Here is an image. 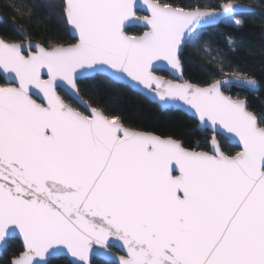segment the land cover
I'll list each match as a JSON object with an SVG mask.
<instances>
[{
  "label": "snow or ice",
  "instance_id": "1",
  "mask_svg": "<svg viewBox=\"0 0 264 264\" xmlns=\"http://www.w3.org/2000/svg\"><path fill=\"white\" fill-rule=\"evenodd\" d=\"M59 8L74 43L0 36V251L22 238L9 264H264V109L249 102L262 81L205 40L222 21L241 28L253 10L232 0ZM136 22L146 30L129 35ZM202 44L217 69L205 86L183 79L185 48ZM97 79L191 113L207 150L128 127L85 100Z\"/></svg>",
  "mask_w": 264,
  "mask_h": 264
},
{
  "label": "trees",
  "instance_id": "2",
  "mask_svg": "<svg viewBox=\"0 0 264 264\" xmlns=\"http://www.w3.org/2000/svg\"><path fill=\"white\" fill-rule=\"evenodd\" d=\"M55 7H49L53 0H0V36L9 40L20 38V33L29 31L35 38L51 39L65 45L74 43L69 34L68 26L60 15L61 0H54ZM175 3L201 6L214 5L216 0H174ZM233 3L252 7L255 13L240 15L244 23L241 28L224 21L219 26L207 29L205 40L211 43L212 55L218 53L226 65L238 68L243 72L256 76L261 80L258 93L249 95L250 104L258 111L264 109V0H232ZM31 10L29 20L27 12ZM23 13V14H22ZM27 25V28L23 27ZM143 29L131 28L129 35H141ZM231 37L237 47L231 49L228 39ZM200 49L186 47L183 57L184 78L192 83L205 86L211 82L212 75L217 69L209 64ZM171 79L166 73H160ZM0 83L3 80L0 79ZM85 100H98L109 107L114 114L120 115L126 126L136 130L152 132L163 137H172L183 143L186 148L207 150L205 133L198 129L197 122L186 114L167 110L163 111L158 105L150 102L142 95L133 92L126 86L116 84L108 79H97L90 82L84 89ZM247 94V90L236 89L233 95ZM234 146L226 151L234 153ZM22 250L18 239L10 240L7 250L0 257V264H9L15 254Z\"/></svg>",
  "mask_w": 264,
  "mask_h": 264
},
{
  "label": "water",
  "instance_id": "3",
  "mask_svg": "<svg viewBox=\"0 0 264 264\" xmlns=\"http://www.w3.org/2000/svg\"><path fill=\"white\" fill-rule=\"evenodd\" d=\"M240 5H242V4H240ZM243 6H245V5H243ZM245 7L251 8V9L253 10L251 13H255V12H256V10L253 9L252 7H249V6H245ZM141 9H142V10L139 12V14H140V15H144V14H146V12L143 11V6H142V5H141ZM251 13H242L241 15H244V14H251ZM2 22H3V19H2V17L0 16V23H2ZM222 22H224V21H222ZM222 22L217 23V24H215L214 26H211V27L208 28V29H211V28L217 27V26H219ZM67 26H68V25H67ZM131 28H140V29H143L144 31L146 30V29L144 28L143 24H142V23H139V22L132 23L131 25H129L127 31H128L129 29H131ZM68 29H69V34L71 35V37H72L74 40H76L75 33L72 32V31L70 30V27H69V26H68ZM160 73H166V74H168V75L170 76L171 79H174V77H173L169 72H160ZM160 73H158V75H160ZM166 79H167V78H166ZM176 79H177V81L179 82V78L177 77ZM183 79L186 80V79L184 78V68H183ZM112 82H113V81H112ZM114 83H116V84H120V85H123V86H126V87H128L129 89H131L133 92L142 95L143 97H145L146 99H148L150 102H152V101H151V100H150L145 94H142V93L139 92L138 90H135V89L131 88V87L128 86L127 84L122 83V82H114ZM259 90H260V89H259ZM152 103H153V102H152ZM154 104L158 105L157 103H154ZM158 106H159V105H158ZM159 107H160V106H159ZM160 108H161V107H160ZM161 109H162L163 111H167V110L179 111V112H182V113L186 114V115L189 116L190 118L194 119V118L192 117L191 113H189V112H187V111H185V110H183V109H181V108H169V109L161 108ZM194 120H195V119H194ZM195 121H196V120H195ZM196 122H197V121H196ZM198 129L201 130V131H203V130H202L201 128H199V127H198ZM234 147H236V146H234ZM236 148H237V147H236ZM237 149H238V148H237ZM14 239H18V240L21 242V244H22V238H20L19 236L15 237ZM11 240H13V239H11ZM7 247H8V245H7ZM3 253H4V251H0V257L3 256Z\"/></svg>",
  "mask_w": 264,
  "mask_h": 264
},
{
  "label": "rangeland",
  "instance_id": "4",
  "mask_svg": "<svg viewBox=\"0 0 264 264\" xmlns=\"http://www.w3.org/2000/svg\"><path fill=\"white\" fill-rule=\"evenodd\" d=\"M227 22V21H226Z\"/></svg>",
  "mask_w": 264,
  "mask_h": 264
}]
</instances>
